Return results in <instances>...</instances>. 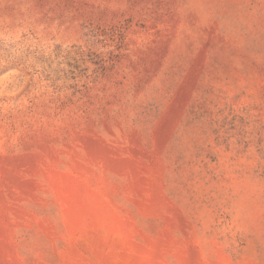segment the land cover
<instances>
[{
    "label": "rangeland",
    "instance_id": "374dc122",
    "mask_svg": "<svg viewBox=\"0 0 264 264\" xmlns=\"http://www.w3.org/2000/svg\"><path fill=\"white\" fill-rule=\"evenodd\" d=\"M0 264H264V0H0Z\"/></svg>",
    "mask_w": 264,
    "mask_h": 264
}]
</instances>
